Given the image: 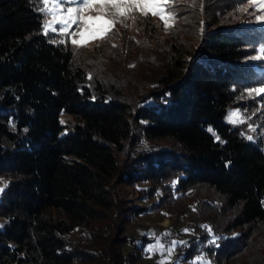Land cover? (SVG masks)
Instances as JSON below:
<instances>
[{"label":"trees","instance_id":"trees-1","mask_svg":"<svg viewBox=\"0 0 264 264\" xmlns=\"http://www.w3.org/2000/svg\"><path fill=\"white\" fill-rule=\"evenodd\" d=\"M242 5L174 0L163 41L90 50L45 35L37 0H0V264H141L153 239L132 218L150 212L188 230L184 264H264V97L247 92L264 24Z\"/></svg>","mask_w":264,"mask_h":264},{"label":"snow or ice","instance_id":"snow-or-ice-1","mask_svg":"<svg viewBox=\"0 0 264 264\" xmlns=\"http://www.w3.org/2000/svg\"><path fill=\"white\" fill-rule=\"evenodd\" d=\"M244 2L250 7L242 5L238 7V11L245 12L249 15H255V19L264 24V0H244ZM37 3L41 5L37 8V11L42 13L45 18L43 24L45 35L51 31L57 33L61 37L75 36L77 32L73 30V26H75L76 30L83 29L85 32L91 31L92 29L89 26L90 21L105 20V23L111 28L120 21V18L128 19L131 14L137 10H139L142 15L148 16L149 12L146 10L147 7L152 8L151 15L163 21L166 30L172 26L170 21L174 22L175 20L174 0H37ZM93 13H95V15H93ZM57 25L59 27H57ZM96 30L103 31V28ZM64 42L65 40H60V43ZM72 43L77 45L75 40H73ZM251 59L264 60V47L260 48L258 50V55L252 56ZM247 92L248 95L253 98L264 97V85L249 88ZM261 109H264V101L261 102ZM226 119L228 123L234 125L246 122L245 117L239 109L230 111ZM61 123H63V121H61ZM249 127L252 131H255L251 125H249ZM208 131L212 132L215 136V132L211 128H209ZM216 139L218 141L220 140L218 136H216ZM247 139L251 141L253 137L248 136ZM220 142L223 143V141ZM173 184H175V182H173ZM6 186L5 184V187ZM3 191L4 188L0 187V193ZM0 227H2V225H0ZM201 227L208 231L210 235L212 234V230L209 226L202 225ZM187 231L188 230L185 229V232ZM151 235L154 236L155 233ZM217 239L218 237L213 236L210 243H215ZM185 243L186 242H180V244ZM176 246V241H172L167 248H164L160 244V241H156V244L150 245L147 251H153L159 248L162 254L166 252L167 256L170 258ZM161 264H171V261L170 259L161 261ZM197 264H210V262L204 260L202 257H198Z\"/></svg>","mask_w":264,"mask_h":264},{"label":"rangeland","instance_id":"rangeland-1","mask_svg":"<svg viewBox=\"0 0 264 264\" xmlns=\"http://www.w3.org/2000/svg\"><path fill=\"white\" fill-rule=\"evenodd\" d=\"M246 7H250V6L247 5ZM146 10L149 12L148 16L142 15L141 12L137 10L133 12L130 18L128 19L120 18V21L111 28L108 27V25L105 23V20H100L95 22L90 21L89 26L92 30L87 32L83 31V29L76 30L75 26H73V30H75L77 34L75 36H70V37H61L60 40L61 39L65 40L64 43H68L72 47H77V48L83 47L90 50L93 48H97L99 47V45H103L106 43L117 44L122 41L123 35L132 36L142 32H147L157 40L163 41L165 38V34L167 32V30L164 27L163 21H161L158 17L151 15L152 12L151 7H147ZM93 15H95V13H93ZM172 22L173 21H170L171 25ZM250 23H253L255 25L262 24L255 19V15L251 17ZM57 27L59 26L57 25ZM101 28H103V31L96 30ZM49 33H54V32L49 31ZM73 40H75L77 42V45L79 46L74 45L72 43ZM242 115L244 116L243 113ZM65 118H66L65 114L60 115V121L64 122ZM252 128L257 130V126L255 125ZM149 145L155 146L157 144L154 143L152 144L151 142L143 141V146H149ZM130 193L131 190L127 189L123 192V195H129ZM134 202L137 207L144 205V202L140 200H135ZM130 231L133 232L137 237H140L142 234H144L146 238L151 240L153 239L149 244H147V246L144 249L145 254L142 258L141 264H161V261H166L169 259L171 261V264H184L183 262H180V259L175 256V250L170 258L167 256L166 252L162 254L159 248H156L153 251H147L150 245H155L156 241H160L159 237L156 236V231L168 234V236H171V240L176 241L177 244L180 242H184V240L188 238L186 232H182L177 226L172 225L168 219L162 218L156 212L146 213L138 217L132 218V228ZM152 233H155V235L154 236L151 235ZM173 234L180 235L181 239L180 238H179L180 240L174 239ZM171 242L166 246L162 245L161 242L160 244L164 248H167L168 246H170ZM198 257H202L204 260L208 261V259L203 254H201L195 257V259L187 262L186 264H197Z\"/></svg>","mask_w":264,"mask_h":264},{"label":"built area","instance_id":"built-area-1","mask_svg":"<svg viewBox=\"0 0 264 264\" xmlns=\"http://www.w3.org/2000/svg\"><path fill=\"white\" fill-rule=\"evenodd\" d=\"M156 236L159 237V240H160L162 245L166 246L170 243L168 241V236L165 235L164 233L156 232Z\"/></svg>","mask_w":264,"mask_h":264},{"label":"bare ground","instance_id":"bare-ground-1","mask_svg":"<svg viewBox=\"0 0 264 264\" xmlns=\"http://www.w3.org/2000/svg\"><path fill=\"white\" fill-rule=\"evenodd\" d=\"M157 232V231H156ZM160 233H163V232H160ZM165 234V233H164ZM168 236V235H167ZM174 239H179L180 238V235H177V234H174L173 235ZM168 241L171 242V236H168Z\"/></svg>","mask_w":264,"mask_h":264}]
</instances>
